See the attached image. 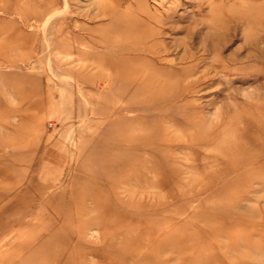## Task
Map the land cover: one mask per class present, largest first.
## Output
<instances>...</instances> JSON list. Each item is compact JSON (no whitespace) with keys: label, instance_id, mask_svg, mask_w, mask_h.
<instances>
[{"label":"rangeland","instance_id":"374dc122","mask_svg":"<svg viewBox=\"0 0 264 264\" xmlns=\"http://www.w3.org/2000/svg\"><path fill=\"white\" fill-rule=\"evenodd\" d=\"M262 128L264 0H0V264H264Z\"/></svg>","mask_w":264,"mask_h":264},{"label":"bare ground","instance_id":"6f19581e","mask_svg":"<svg viewBox=\"0 0 264 264\" xmlns=\"http://www.w3.org/2000/svg\"><path fill=\"white\" fill-rule=\"evenodd\" d=\"M259 109V108H258ZM262 114V113H261ZM262 129H264V128H262ZM261 146H263V143L261 144Z\"/></svg>","mask_w":264,"mask_h":264}]
</instances>
